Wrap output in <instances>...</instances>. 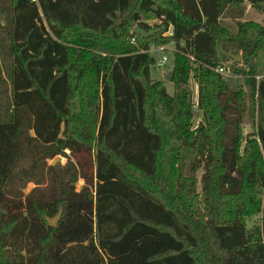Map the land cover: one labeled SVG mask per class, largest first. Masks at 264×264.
<instances>
[{"label": "trees", "instance_id": "1", "mask_svg": "<svg viewBox=\"0 0 264 264\" xmlns=\"http://www.w3.org/2000/svg\"><path fill=\"white\" fill-rule=\"evenodd\" d=\"M262 4L0 0V264H264V25L221 21ZM196 159L201 200L174 169Z\"/></svg>", "mask_w": 264, "mask_h": 264}, {"label": "rangeland", "instance_id": "2", "mask_svg": "<svg viewBox=\"0 0 264 264\" xmlns=\"http://www.w3.org/2000/svg\"><path fill=\"white\" fill-rule=\"evenodd\" d=\"M221 21H222L223 25L225 26V28L232 34L237 33L239 21H242L244 23L248 22L251 24L264 25V4H262L261 6H259L257 8H255L252 5H247L246 12H245V14L241 20L233 18L231 15H228V17L227 16L223 17ZM149 23L152 25L155 22L150 21ZM174 49H175L174 44H168V45L161 46V47L153 46L150 49V54L152 56H154L156 58V60L160 61L162 59V57H164V56H166L168 58L167 63L163 67H161V68L153 67L151 73H152L153 80L163 82L170 94H173V92H174L173 84H172V81L171 82L166 81L165 77L170 72H173V52H174ZM226 78H228V75H226ZM190 82H191V87H192L193 94H194L193 96H194V99L196 101L197 100V84L193 80H190ZM243 89H244V91L246 90L245 87H243ZM201 123H202V114H201V112H198L197 110H195V115H194V119H193V126L191 128V131L194 132V130H196ZM242 130H243L244 136L246 138L252 139L254 137L253 135H255V129L252 126L251 119L248 116H245V118H244V122L242 124ZM249 135H251V136H249ZM245 145H246V142L243 143L242 150L245 148ZM174 154L175 153L172 151H171V153H169V152L163 153L162 158H163L165 166L168 165V163L170 162V157H173ZM70 156H71L70 151L66 150L63 155L58 156V157L50 160L49 164L52 166H58V165L65 166L68 163ZM181 166L179 165V163H177V164L174 163V167H175L174 169H176L179 172L181 171L184 175H186L187 168L189 167V169L191 171V176L190 177L186 176V177L190 178L192 180V182L196 185V193L201 200L203 198V190H204L203 189V180H204V177H206L208 175L207 169L205 168V163L200 162L196 159L193 161H191V160L188 161L186 163V165H184L182 168H181ZM85 184H86V180L79 179V181L77 183V187H76L77 191H80ZM34 187H35L34 184H30L26 190V194L29 193ZM260 222H261V217L257 216L254 218V220H252L248 223V226L250 228H255V227H258L260 225Z\"/></svg>", "mask_w": 264, "mask_h": 264}, {"label": "water", "instance_id": "3", "mask_svg": "<svg viewBox=\"0 0 264 264\" xmlns=\"http://www.w3.org/2000/svg\"><path fill=\"white\" fill-rule=\"evenodd\" d=\"M133 34L134 35H137V36H141V37H149L151 36L152 34L150 33H147L146 31H144L142 28H140L139 26H136L133 30ZM231 57L233 59H235L237 62H240L241 61V56H234V55H231ZM173 76H174V72H170L169 74L166 75L165 79L166 81L168 82H171L172 79H173ZM186 175L188 177L191 176V171L189 169V167L187 168V171H186ZM61 218V211L58 213V215H56L55 217L53 218H47V222L49 224L50 227L52 228H56L57 225H58V222Z\"/></svg>", "mask_w": 264, "mask_h": 264}, {"label": "built area", "instance_id": "4", "mask_svg": "<svg viewBox=\"0 0 264 264\" xmlns=\"http://www.w3.org/2000/svg\"><path fill=\"white\" fill-rule=\"evenodd\" d=\"M135 42H136L135 39H133L132 43H135ZM167 60H168V58L166 56L162 57V59L158 62V67L159 68L163 67L167 63ZM217 71L220 72V73H225L223 68H219Z\"/></svg>", "mask_w": 264, "mask_h": 264}]
</instances>
